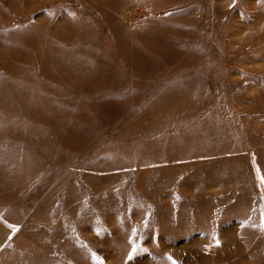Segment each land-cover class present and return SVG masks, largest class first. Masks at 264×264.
<instances>
[{
    "label": "rangeland",
    "instance_id": "1",
    "mask_svg": "<svg viewBox=\"0 0 264 264\" xmlns=\"http://www.w3.org/2000/svg\"><path fill=\"white\" fill-rule=\"evenodd\" d=\"M0 264H264V0H0Z\"/></svg>",
    "mask_w": 264,
    "mask_h": 264
}]
</instances>
